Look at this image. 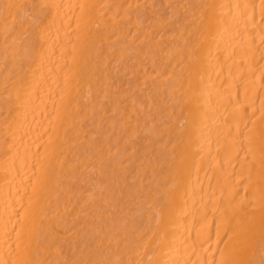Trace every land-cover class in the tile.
<instances>
[{
  "label": "bare ground",
  "instance_id": "6f19581e",
  "mask_svg": "<svg viewBox=\"0 0 264 264\" xmlns=\"http://www.w3.org/2000/svg\"><path fill=\"white\" fill-rule=\"evenodd\" d=\"M0 264H264V0H0Z\"/></svg>",
  "mask_w": 264,
  "mask_h": 264
}]
</instances>
